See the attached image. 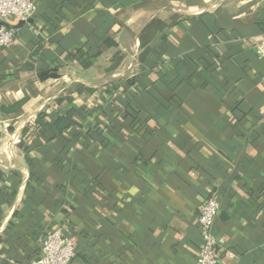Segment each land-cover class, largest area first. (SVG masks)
<instances>
[{"label":"crops","instance_id":"1","mask_svg":"<svg viewBox=\"0 0 264 264\" xmlns=\"http://www.w3.org/2000/svg\"><path fill=\"white\" fill-rule=\"evenodd\" d=\"M33 1L0 19V264L53 228L71 264H197L212 193L220 264H264V0Z\"/></svg>","mask_w":264,"mask_h":264},{"label":"built area","instance_id":"2","mask_svg":"<svg viewBox=\"0 0 264 264\" xmlns=\"http://www.w3.org/2000/svg\"><path fill=\"white\" fill-rule=\"evenodd\" d=\"M37 11L33 0H0V19L14 18L27 21ZM37 34L36 31H33ZM16 36L14 28L0 27V48L8 47ZM251 46L264 53V34L251 40ZM220 211L218 196L212 193L199 209L198 228L201 246L197 251V264H220L218 251L225 241L219 236L214 223ZM40 257L32 264H71L75 258V245L60 229H50L39 240Z\"/></svg>","mask_w":264,"mask_h":264},{"label":"trees","instance_id":"3","mask_svg":"<svg viewBox=\"0 0 264 264\" xmlns=\"http://www.w3.org/2000/svg\"><path fill=\"white\" fill-rule=\"evenodd\" d=\"M162 28L161 24L158 22H154L150 24L148 28L144 30V34L146 36H152L155 32L159 31ZM106 46H110V43L108 41L105 42ZM148 52V49H145L142 54L140 55V60H143V56H145ZM167 78V76H165ZM166 78L164 79V82H166ZM170 81L167 80V83ZM178 84V83H177ZM69 127V123L67 119H59L57 122L53 125V128L57 130L58 132L63 131ZM92 236L95 238L97 236L96 233H92Z\"/></svg>","mask_w":264,"mask_h":264},{"label":"water","instance_id":"4","mask_svg":"<svg viewBox=\"0 0 264 264\" xmlns=\"http://www.w3.org/2000/svg\"><path fill=\"white\" fill-rule=\"evenodd\" d=\"M22 23H24L23 21H21ZM6 27V26H4ZM24 146V141L22 139H19L18 143L16 144V147H18L19 149H23ZM22 161V160H21ZM23 166H25L24 162H21Z\"/></svg>","mask_w":264,"mask_h":264}]
</instances>
